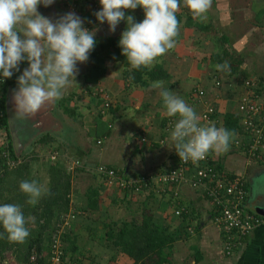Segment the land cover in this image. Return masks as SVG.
<instances>
[{"label":"crops","instance_id":"1","mask_svg":"<svg viewBox=\"0 0 264 264\" xmlns=\"http://www.w3.org/2000/svg\"><path fill=\"white\" fill-rule=\"evenodd\" d=\"M240 1L241 6L234 4ZM93 3L92 0H54L47 8L38 6L37 11L52 22L66 13H74L85 28L91 22V29L94 26L108 30L107 24L93 21ZM179 6L182 11L176 13L179 22L176 45L151 68H145L148 74L140 85L125 80L120 63L106 61V73L97 83L83 79L86 63L77 64L75 81L62 97L45 103L35 114L21 120L16 118L12 99L18 87L17 77L27 67L26 62L21 63L5 95L10 139L0 130L1 157L9 171L19 168L25 158L32 165L40 161L37 157H49L53 152H58V159L64 163H79L72 181V195L79 196L74 207L83 210L86 192L93 187L99 190L100 212L108 210L121 222H131L136 217L142 219L144 212L150 211L154 222L174 235L176 242L169 260L177 264H187V260H191V264H264V214L260 213L264 211V157L257 162L248 159L249 137L239 111L242 100L253 96L258 98L264 115V0H211L202 21L192 17L184 0H179ZM137 12L131 14L126 10L125 14L140 22L143 12ZM117 27L123 31L126 25L121 21ZM108 38L120 39V36H107L102 40ZM221 56L226 60L217 59ZM108 62L111 64L106 65ZM225 62L230 70L217 71L215 66ZM157 80L163 81L165 87L194 108L201 125H205L201 123L202 117L212 110L210 123L233 133L227 151L209 152L208 156L229 179L244 178L248 193L245 211L262 218L242 240V246L233 257L222 253L223 232L215 225L212 205L203 188L195 189L184 183L165 186L164 191L150 186L137 194H129L108 186L95 172L98 166L105 165L127 180L147 179L177 168L180 159L170 139L174 118L166 116L159 90L149 88ZM200 92L204 93L202 98L198 97ZM92 105L98 111L94 121ZM9 122L21 138L23 148L19 151L14 149ZM28 131H33V135L26 136ZM96 136L97 142L102 141L100 145L91 140ZM9 144L17 157L16 161L11 160L14 167L3 155ZM193 174L192 170L187 177ZM218 249L221 250L217 252Z\"/></svg>","mask_w":264,"mask_h":264},{"label":"clouds","instance_id":"2","mask_svg":"<svg viewBox=\"0 0 264 264\" xmlns=\"http://www.w3.org/2000/svg\"><path fill=\"white\" fill-rule=\"evenodd\" d=\"M54 0H0V82L27 67L17 77L13 103L17 119L35 114L45 103L59 100L66 88L75 81L77 64H84L96 45L98 28L88 30L81 18L66 13L52 22L42 16L38 6L45 8ZM100 10L95 12L97 24H107L109 34L123 21L126 25L118 47L132 70L151 68L158 58L174 49L178 35L176 11L179 0H98ZM194 19L204 20L211 0H184ZM143 11V20L135 22L125 11ZM217 71L227 72V62L217 64ZM159 90L167 117L174 118L170 139L180 161L196 163L209 152L228 150L233 133L216 127L201 126L193 107L177 93L157 80L149 85ZM19 190L27 196L26 203L35 206L47 189L37 181L24 180ZM28 223L21 207L0 204V236L22 244L29 236Z\"/></svg>","mask_w":264,"mask_h":264},{"label":"trees","instance_id":"3","mask_svg":"<svg viewBox=\"0 0 264 264\" xmlns=\"http://www.w3.org/2000/svg\"><path fill=\"white\" fill-rule=\"evenodd\" d=\"M93 21H96L95 16ZM95 41L96 45L88 59V62H90L91 65L87 70L89 74L87 72L83 78L86 82L97 83L100 77L106 73L105 62L111 61L122 64L124 67L125 80H129L130 83L134 85L142 84L144 77L148 72H146L145 68L138 70L130 69L127 61L121 55V50L118 47V38H108L101 43L97 42V40ZM217 59H220L221 62H223L226 60V57L221 56L217 57ZM12 78L14 79L12 76L7 80V85L4 88L5 95L8 86L13 83ZM3 110L4 114L0 118V126L9 140L10 135L8 134V125L5 117V99ZM67 113L73 115L72 111L70 112L67 110ZM99 142L102 141L97 142L96 140L97 144ZM5 151L9 152L11 160H17L11 144H9V147L5 149ZM209 164L222 172L219 167L214 165V162L210 160V157ZM29 165V162H27L25 158L19 165V168L9 171L6 168L7 166L4 164V159L1 157L0 153V204L7 203L19 205L28 221L26 226L29 230V236L22 244L9 241L6 238V234L0 236L1 264L3 262L8 263L12 258L18 264H30L32 257L37 259V264H47L45 262L46 257L44 251H49L50 256H52L53 253L49 248L50 244H46V234L51 230H53V234L58 232L56 228L53 229L51 226L59 221L61 215L68 216V214H73V216H75V213L71 212L70 208L72 206L71 195L73 173L77 169L70 171L71 165L67 167L66 162L64 163L62 159L53 162L47 171L49 178L47 194L43 195L35 206H32L26 203L27 196L19 190L20 182L27 180L29 176ZM99 177L101 178L100 175ZM101 179L106 182L105 178ZM208 184L211 185L212 183L208 182ZM169 187H171V185ZM172 187L174 186L172 185ZM128 193L130 194V192ZM206 198L209 200L207 196ZM85 199L86 204L82 210L83 215L86 219H89L90 222L95 221L93 216L100 212L98 188H89L86 192ZM211 205L213 209L212 215L214 219H216L218 218V209L212 203ZM152 215L153 214L150 211H145L142 219L136 217L131 222L109 221V223H106L104 222V218L100 220V222L103 223L102 226L105 233V240L109 242L116 251L118 250L120 254L125 256L129 264H171L169 258L172 257L176 239L174 235L167 232L163 226L155 223ZM254 216H256L258 220H262V218L257 215ZM30 220H33V222H29ZM64 222L65 221L63 220V223ZM0 232H3L2 228H0ZM59 237V242L61 243V246L63 245L59 264H68V258L73 261V256L80 250L78 238L76 234H69L66 232L62 233ZM7 251L11 253L10 256L4 255ZM236 251L233 252V254H235ZM224 253H226V251H224Z\"/></svg>","mask_w":264,"mask_h":264},{"label":"built area","instance_id":"4","mask_svg":"<svg viewBox=\"0 0 264 264\" xmlns=\"http://www.w3.org/2000/svg\"><path fill=\"white\" fill-rule=\"evenodd\" d=\"M92 1L94 2L93 7L97 8L98 0ZM7 80L8 79H5L0 82V118L4 114V88L7 85ZM216 85L219 87L220 83ZM246 85L248 86L251 84L247 83ZM203 96V92L198 94L199 98ZM257 99L258 98L253 96L252 98L246 97L242 100L239 107V111L244 117L242 126L249 137L246 153L251 162H257L264 157V115L261 112ZM212 112V110H209L208 114L202 117L201 123L208 125L211 122L209 117ZM0 130H2L1 126ZM98 144H101V142ZM3 155L6 162L11 167H14L15 163L11 161L8 151H5ZM58 157V152H53L49 155V159L51 158L53 161H57ZM70 165V171L80 168L77 162L71 163ZM192 170L194 174L188 178L187 176L190 175ZM95 171L102 178L106 179L108 186L115 187L119 191L133 194H137L150 186L161 187L163 189L162 191H164L165 186H178L184 183H188L195 189L203 188L209 201L218 209V218L214 219V221L215 225L225 236V254L227 256L233 255V252L241 246L242 240L253 231L256 224L260 223V220H258L256 216L247 214L245 211V202L248 193L244 178L234 177L233 179H229L226 174L218 171L209 164L208 155L205 159L196 163L191 161H179L176 169L147 179L139 178L126 180L120 177L115 170L109 169L105 165L98 166ZM208 182L212 184L209 185ZM70 217L74 219L75 216L72 214ZM64 221L63 225L66 226L69 224L70 220H66L65 218ZM59 238L57 239L54 236L56 240H53L49 246L53 253L51 261L55 263L60 262L62 253ZM30 264H37V259L32 257Z\"/></svg>","mask_w":264,"mask_h":264},{"label":"rangeland","instance_id":"5","mask_svg":"<svg viewBox=\"0 0 264 264\" xmlns=\"http://www.w3.org/2000/svg\"><path fill=\"white\" fill-rule=\"evenodd\" d=\"M234 4L236 6L242 5L241 1H240V3L236 2ZM99 8H100L99 3H98L97 8L94 9L93 7H91V10H92L91 14L94 15L95 12L100 10ZM180 8L181 7L179 6L176 13H178V12L180 13V11H182V9H180ZM89 9H87V10H89ZM135 12L140 13L143 11L140 8H138L136 10L129 11V13H131V14H134ZM128 14H126V15H128ZM90 24H91V22H90ZM90 24H89V26H86L88 30H93V29L97 28V27L93 26L91 29ZM99 30H101V31L97 32L94 39H97L100 42L105 41V40H102V38L106 39L107 36L117 37V36H120V33L122 32V30H120V27H117L115 32L112 34H109L108 30H106V31L102 30V28H100ZM110 64L111 63H109V62L106 63V65H110ZM90 66H91L90 62H86V69H83L82 72L85 70V73H87L88 72L87 70L89 69ZM88 74H89V72H88ZM12 110L13 109H11V111ZM90 110H91V113H93L92 116H93V121H94L95 118L98 117L97 107L95 105H92V108ZM11 115L13 116L12 112H11ZM74 119L76 121H78V118L76 116H74ZM52 121L53 120L51 119L50 122H52ZM47 123H49V122L47 121ZM101 128H104V127H101ZM33 133H34L33 131H28V132H26V136H28V137L30 135L32 136ZM113 134H114V132H113ZM91 140L93 141V144L97 145V143H96L97 136L92 137ZM62 150H65V149L62 148ZM37 158L40 160V161L38 160L39 162H37V163L34 162L35 164L33 163L32 165L31 164L29 165L30 173H29L27 180L28 181L35 180V181H37V183L43 184L45 186V188L48 189L49 188V178L47 175V171H48L49 167L52 165V163L55 162L56 160L53 161V159H51V158L49 159V157H45V156H42V157L40 156ZM66 165H67V167H69L68 165H70V161L68 162V164L66 163ZM91 174H94V172ZM74 191H75V188H74ZM78 200H79V196H77L76 194L71 195V201H72L71 205L72 206L70 209H71V212L75 213L74 219H72L70 217L71 214H68V216L61 215V217L59 218V221L55 224H52V226H51V227H53V229L56 228L58 230V232L56 234L55 233L53 234V230L48 232L45 236L46 244L51 245L52 241L56 240V239H54V235L58 239L59 235H62V233H65V232L69 233V234L72 233V234L77 235L78 242L80 245V250L73 256V258H72L73 261L69 260V258H68V262H69L68 264H127L128 263L127 258L125 256H123L122 254H120V252L118 250L116 251L111 246V244L105 240L104 230H103V226H102L103 223L100 222V220L103 218L105 219L104 222H106V223H109V221H111V222L119 221L118 217H116V216L113 217L112 215H110L108 210H105L103 212L96 213L95 216H93L95 221L90 222V220L86 219L85 216H83V217L81 216V215H83L81 208L77 209L76 207H74V205L77 204L76 202ZM65 218H66V220L71 221V223L69 221L70 224H68L66 226L63 225V220H65ZM60 220H61V222H60ZM29 222H33V220H30ZM102 230H103V232H102ZM222 236L224 239V242H223L224 245H223L222 253L225 255L224 251H225L226 240H225L224 234H222ZM59 240H60V238H59ZM60 245H61V243H60ZM61 248L63 249V245L61 246ZM220 250L218 249L217 252H219ZM44 254L46 257L45 262L47 264H59L60 263V262L55 263V262L51 261L52 260L51 256L49 255V253L46 250L44 251ZM4 255L10 256L11 253H9V251H7V252H5ZM233 256L234 255H231L230 257H233ZM226 257H227V255H226ZM186 262H187V264H191V260H187ZM12 263L18 264L14 261L13 258L8 263L3 262L2 264H12ZM171 264H177V262H175V260L172 261V259H171Z\"/></svg>","mask_w":264,"mask_h":264},{"label":"water","instance_id":"6","mask_svg":"<svg viewBox=\"0 0 264 264\" xmlns=\"http://www.w3.org/2000/svg\"><path fill=\"white\" fill-rule=\"evenodd\" d=\"M10 121V120H9ZM10 124V131H11V134H12V140H13V146H14V149L15 151H19V149L23 148L20 144V136H18L16 133H15V129L13 128V125H12V122H9ZM261 214H264V211H260Z\"/></svg>","mask_w":264,"mask_h":264}]
</instances>
